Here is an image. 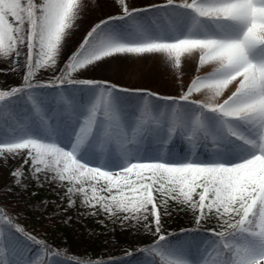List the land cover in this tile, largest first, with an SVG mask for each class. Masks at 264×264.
Wrapping results in <instances>:
<instances>
[{
    "label": "snow or ice",
    "instance_id": "6c2138e0",
    "mask_svg": "<svg viewBox=\"0 0 264 264\" xmlns=\"http://www.w3.org/2000/svg\"><path fill=\"white\" fill-rule=\"evenodd\" d=\"M117 3L121 14L91 26L68 54L84 0H0V58L24 67L22 85L0 90V117H15L0 119V159L22 161L11 172L17 187L41 173L67 185L69 207L79 195L92 215L151 217L145 228L157 239L140 250L141 264H209L211 250L221 255L213 264H264V0ZM154 55L179 80V95L79 75ZM189 62L195 75L185 83ZM41 70L52 79L36 81ZM113 141L119 150H109ZM170 204L220 230H210V243L198 229L170 239L162 233ZM6 227L43 244L0 211V251L17 246Z\"/></svg>",
    "mask_w": 264,
    "mask_h": 264
},
{
    "label": "rangeland",
    "instance_id": "374dc122",
    "mask_svg": "<svg viewBox=\"0 0 264 264\" xmlns=\"http://www.w3.org/2000/svg\"><path fill=\"white\" fill-rule=\"evenodd\" d=\"M165 2L166 0H128L130 7L138 8L150 5H162ZM84 3L86 5L85 10L82 12L80 20L77 21V27L74 28L73 34L67 41L68 54L76 50L91 26L109 16L121 14V7L118 5L117 0H95V4L92 3V0H84ZM158 22L162 24L167 23L164 20ZM138 71H141V69ZM163 71V79H159L161 75H157L156 77L155 73H153L156 78L154 77V79L145 83L133 84L127 81L128 79L131 81L132 79L141 77L139 72L134 71L125 73L124 77L126 80L122 82L116 83L112 80H109V82L120 88L144 90L156 93L159 96L179 95V80L175 75H170V72ZM23 75L24 67L22 63L11 65L10 62L1 61L0 58V90H8L11 87L22 85ZM53 75L54 73L51 70H41L37 73L35 80L46 82L51 80ZM79 75L99 80V78L91 77V71H85ZM185 75H188L190 78L195 75L193 65H188ZM184 82L188 83L189 81L184 80ZM122 95L126 94L122 93ZM194 98L199 99V95ZM49 99L51 100V97ZM132 99L138 100L139 97H132ZM157 103L162 102L157 101ZM57 104H62V101L57 99ZM166 118L167 116L164 119ZM0 119H3L6 124L14 125V115L5 113ZM127 132L129 134L131 130L128 129ZM110 145L107 147L109 148ZM99 150H101V146L98 145ZM197 150L199 151V146ZM21 164V160H8L5 163L3 159H0V211L10 216L15 225L17 224L14 220L35 214L38 221L36 223L39 224L35 226L37 228L35 229V233L27 231L25 233L42 241L43 244L37 245L29 241L25 235H21L15 231L9 233L6 227L5 236L10 237L17 246L13 248L10 245H6L3 251H0V264H12L13 261L18 262V264H29V262L30 264H70V262L74 264L76 261L87 262L95 260H99L101 264H108V261H115L116 264H141L144 261L147 253L142 255L140 250L151 246L157 239L156 236L152 235L145 228V224L151 222V217H149L148 221L142 220L137 223L135 221H122L118 217L110 218L106 213L99 211H97L96 215H92L93 210L82 205V198L79 195L73 197L75 205L69 207L68 197L65 194L67 185L60 186L58 182L48 180V174L46 173H41L40 182L25 177L23 180L24 186L17 187L14 183V178L11 176V172L19 168ZM169 211L170 215H162V233L165 235L169 233L176 234V236H172L170 239H176L182 235V229H198L190 212L182 211L175 204H170ZM87 216L97 217L98 225L95 228L83 223V220ZM204 223H213L214 227L210 228L208 233L204 229H198L196 238L210 243V230L215 229L219 231L220 226L214 219L201 222V224ZM67 224H72L71 234L73 236L77 237L80 233H84L86 237L90 239L91 237L94 238L97 247L100 249L101 256L93 259H91V255L88 256L89 254H85L82 257L71 256L65 249L66 243L63 240L60 243L58 240L59 235L62 234L59 227ZM121 230H129L131 234L128 238L121 240L118 235V232ZM136 241L144 242L141 245H137ZM48 249L52 251H48ZM220 258L221 255L211 250L208 258L209 264L219 261Z\"/></svg>",
    "mask_w": 264,
    "mask_h": 264
},
{
    "label": "bare ground",
    "instance_id": "6f19581e",
    "mask_svg": "<svg viewBox=\"0 0 264 264\" xmlns=\"http://www.w3.org/2000/svg\"><path fill=\"white\" fill-rule=\"evenodd\" d=\"M2 60L3 58H1V61ZM188 65L194 66V63L189 62ZM188 65L186 69H188ZM140 69L141 71H138ZM163 70L170 72V75L173 74L171 70L164 65L162 58L157 55L151 56L150 58L127 57L121 59H109L107 63L101 62V66L99 68H96L95 70L91 71V77H96L99 78V80H105V81L112 80L116 83H119L126 80V78L124 77L125 73H128L129 71H134V72H139L141 77L132 79L131 81L128 79L127 81L133 84L135 83L140 84V83L148 82L151 79H154L155 75L156 77L157 75H161L159 79L160 78L163 79L164 78V76L162 75V73L164 72ZM153 73H155V75ZM191 78L188 77V75H184L182 77L183 80H188L189 82ZM199 99H202V97L199 96ZM131 135L132 133H129L128 138H131ZM119 147H120L119 144L113 142L112 145H110L109 149L111 150L112 148H116L117 150H119Z\"/></svg>",
    "mask_w": 264,
    "mask_h": 264
},
{
    "label": "trees",
    "instance_id": "16d2710c",
    "mask_svg": "<svg viewBox=\"0 0 264 264\" xmlns=\"http://www.w3.org/2000/svg\"><path fill=\"white\" fill-rule=\"evenodd\" d=\"M31 214V213H29ZM36 215L32 214L31 216L28 217H23V218H18L14 220L18 226L24 229V231H27L29 233H35V229H37L35 226L39 225L37 220H36ZM83 223L85 225L91 226L95 228L98 225V219L95 216H87L84 220ZM206 224V225H205ZM70 224L64 225L63 227H59L60 231L62 232L61 235H59L58 240L61 243L62 240L65 242V249L69 252V254L73 257H82L85 254H89L88 256L91 255V259L97 258L101 256L100 249L97 247V243L94 238L91 237L88 238L84 235V233H80L77 235V237L73 236L71 234V225ZM214 224L213 223H204L201 225H197L198 229H204L205 232H209L210 228H213ZM129 230H121L118 232L119 237L121 240L126 239L130 235ZM210 234V233H209ZM144 241H136L137 245L143 244Z\"/></svg>",
    "mask_w": 264,
    "mask_h": 264
}]
</instances>
